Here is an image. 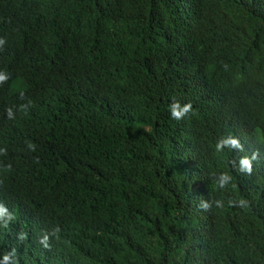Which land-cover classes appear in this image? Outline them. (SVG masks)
I'll list each match as a JSON object with an SVG mask.
<instances>
[{
	"label": "trees",
	"instance_id": "obj_1",
	"mask_svg": "<svg viewBox=\"0 0 264 264\" xmlns=\"http://www.w3.org/2000/svg\"><path fill=\"white\" fill-rule=\"evenodd\" d=\"M0 190V264H264V0H0Z\"/></svg>",
	"mask_w": 264,
	"mask_h": 264
},
{
	"label": "clouds",
	"instance_id": "obj_2",
	"mask_svg": "<svg viewBox=\"0 0 264 264\" xmlns=\"http://www.w3.org/2000/svg\"><path fill=\"white\" fill-rule=\"evenodd\" d=\"M238 132H231L229 135L235 137ZM3 177V176H2ZM4 179V177H3ZM204 209L208 207L202 206ZM18 208L11 199L7 198L0 190V222L8 219L15 211L18 212ZM54 233L52 228L48 227L44 221L41 220L39 224H27L17 235L10 234L9 237L16 240L18 243L19 253L22 257L33 260V249L38 248L45 252L47 259L56 264V261L51 253L53 237L49 236L44 238L45 235Z\"/></svg>",
	"mask_w": 264,
	"mask_h": 264
},
{
	"label": "bare ground",
	"instance_id": "obj_3",
	"mask_svg": "<svg viewBox=\"0 0 264 264\" xmlns=\"http://www.w3.org/2000/svg\"><path fill=\"white\" fill-rule=\"evenodd\" d=\"M28 23V22H27ZM260 30V29H259ZM59 53V52H58ZM65 70V69H64ZM21 78V77H20ZM19 86V85H18ZM261 94V93H260ZM203 100V99H202ZM228 101V100H227ZM46 126V125H45ZM77 126V125H76ZM23 181V180H22ZM45 221V220H44Z\"/></svg>",
	"mask_w": 264,
	"mask_h": 264
}]
</instances>
